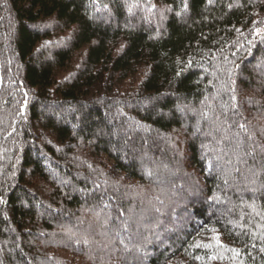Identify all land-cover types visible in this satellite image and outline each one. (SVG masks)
I'll use <instances>...</instances> for the list:
<instances>
[{
	"label": "trees",
	"instance_id": "1",
	"mask_svg": "<svg viewBox=\"0 0 264 264\" xmlns=\"http://www.w3.org/2000/svg\"><path fill=\"white\" fill-rule=\"evenodd\" d=\"M261 146L264 0H0V264H264Z\"/></svg>",
	"mask_w": 264,
	"mask_h": 264
},
{
	"label": "snow or ice",
	"instance_id": "2",
	"mask_svg": "<svg viewBox=\"0 0 264 264\" xmlns=\"http://www.w3.org/2000/svg\"><path fill=\"white\" fill-rule=\"evenodd\" d=\"M209 2H211V0H209ZM185 8H187V4L185 3ZM261 31V29H256V32L259 33ZM47 43V42H46ZM233 100H235V96H233ZM233 107L236 109V111H239V106L238 105H233ZM239 128L244 129L245 132L248 131L247 127L245 124L241 123L238 125ZM249 139H253V137L249 136ZM262 150H264V146H261ZM255 153V148H251L249 152L244 153L245 156H249V155H253ZM237 163L241 162L242 157L241 156H237ZM246 162V161H245ZM229 163H231V161H229ZM234 171L239 172V168H235ZM147 175L151 176V172L147 173ZM225 183H227V181H225ZM158 199V198H157ZM124 228L127 229V225H124ZM75 243L77 245H84V246H88L90 245L92 242L87 239V238H83V239H76Z\"/></svg>",
	"mask_w": 264,
	"mask_h": 264
}]
</instances>
